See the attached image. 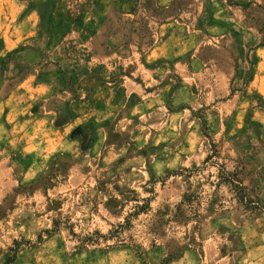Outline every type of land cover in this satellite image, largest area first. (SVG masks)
Listing matches in <instances>:
<instances>
[{
  "label": "rangeland",
  "instance_id": "374dc122",
  "mask_svg": "<svg viewBox=\"0 0 264 264\" xmlns=\"http://www.w3.org/2000/svg\"><path fill=\"white\" fill-rule=\"evenodd\" d=\"M9 258L264 264V0H0Z\"/></svg>",
  "mask_w": 264,
  "mask_h": 264
},
{
  "label": "crops",
  "instance_id": "0c3cea01",
  "mask_svg": "<svg viewBox=\"0 0 264 264\" xmlns=\"http://www.w3.org/2000/svg\"><path fill=\"white\" fill-rule=\"evenodd\" d=\"M29 35L25 36L24 38L26 39ZM162 57V45L155 43L150 50L147 51L146 55H145V60L148 63H153L156 62L157 60H159ZM33 83H34V77H31L30 79ZM40 85V86H39ZM123 86L126 89V92L130 95V94H135L138 96H142L143 95V85L141 83H138L137 81H135L132 78H127L124 80L123 82ZM36 87H41V88H47L42 84H37ZM79 119V115L77 113V111H70V116L60 122V123H56V122H51V124H49V129H54L53 131L56 132H64L65 130H68L67 128L71 125H73L74 122H77V120ZM80 119H82V121H80V123H76V125H82L85 122H88L89 118L88 117H82L80 116ZM95 144V142H94ZM94 146V145H93Z\"/></svg>",
  "mask_w": 264,
  "mask_h": 264
},
{
  "label": "trees",
  "instance_id": "16d2710c",
  "mask_svg": "<svg viewBox=\"0 0 264 264\" xmlns=\"http://www.w3.org/2000/svg\"><path fill=\"white\" fill-rule=\"evenodd\" d=\"M80 128L81 127H79V129ZM76 132H77V130L74 131L73 135H80L82 137V139H83V142H82V151L85 152L88 147H91L92 142L94 141V135H89L87 132L86 133H83V134H79V133L77 134ZM87 139H88V143L86 145L85 142L87 141ZM12 260H13V258H9L7 264H10V262Z\"/></svg>",
  "mask_w": 264,
  "mask_h": 264
}]
</instances>
